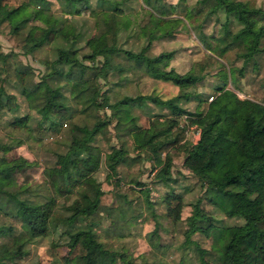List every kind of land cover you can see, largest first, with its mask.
Returning <instances> with one entry per match:
<instances>
[{
    "label": "trees",
    "instance_id": "obj_1",
    "mask_svg": "<svg viewBox=\"0 0 264 264\" xmlns=\"http://www.w3.org/2000/svg\"><path fill=\"white\" fill-rule=\"evenodd\" d=\"M56 1L61 5L62 15L53 12L52 0H0V6L6 10L0 22L8 21L11 31L22 34L24 52L61 37L62 29L70 28L69 23L64 24L67 17L64 14H79L88 0ZM121 1L98 0L94 6L97 30L87 33L83 43L75 32L67 44L59 42L54 57L47 61L45 71L37 79L31 68L22 69L8 53L0 51V112L10 113L0 119V128L4 127L8 134V141L0 140V152L3 153L0 155V172H6L16 180L15 173L34 161L20 154L8 157L5 153L26 137L37 141L53 137L65 119L70 120L64 149L55 151L54 162L43 166L42 179L35 186L22 181L17 183L15 190L0 187L3 198L0 201V236L12 238V242L5 243L0 250V264L25 254L28 241L56 228H62L61 232L66 236L63 243L66 252L57 256L52 247L49 261L37 264H130L124 253L104 245L91 222H82L90 212L104 208L110 216L111 228L108 229L118 227L114 207L102 204L104 189L95 171L103 162L106 176L114 178V184L118 186L121 183L118 165L130 164L144 154L152 168H162L163 175L159 179L169 184L175 179L171 174L172 150L175 149L183 151L182 167L197 177L202 188L192 203L193 215L199 218L200 225L191 222L185 231L199 229L211 236L218 253V264H264V100L242 97L228 87L225 79L232 68L228 67L226 72L223 65L215 71L223 81L213 85L217 92L211 99L203 98L195 89V84L203 79L211 65L222 64L218 56L228 49L239 48L237 56L243 60L239 72L254 54L264 52L261 43L264 22L257 25L258 20L264 21V9L249 0H197L200 7L196 11L208 7L202 21L213 14L218 20L220 13L224 18L220 21L219 33L211 35L210 52L193 61L184 74L178 75L171 69L158 68L155 59L144 50L152 39L166 34L168 28L181 19L156 13L161 0H143L152 25L148 30L147 23L139 25V30L147 34V43L134 51L117 42L116 24L124 29L129 24L124 12L122 14ZM193 11V7L188 9V15ZM154 16L155 20L151 21ZM233 18L237 23L235 29L230 26ZM201 25V22L197 23V26ZM120 56L128 62H122ZM127 68L171 80L178 85V90L168 97L151 91L121 94L110 100L109 88L102 86L111 82L109 76L114 71L120 73ZM17 94L23 96L28 107L19 113L21 103ZM192 98L198 100L194 110L181 104L182 100ZM202 100L205 105L199 107ZM152 104L167 112L163 115L152 113L147 117V124L139 123L141 113L135 109L150 111ZM99 109L109 111L100 116ZM79 114L82 120L75 119ZM181 116H184V123L180 122ZM111 123L115 134L124 136L125 141L110 144L100 155L89 150L97 143V135ZM188 125L198 130L194 141L185 138ZM21 134L26 136L23 138ZM129 149L135 153L130 154ZM148 190L144 182L135 179L115 194L121 204L128 206L141 191L147 204L151 205ZM71 197L67 203L60 201V198ZM203 199L223 214L240 217L242 221L219 226L212 213L200 206ZM162 201L166 215L174 219L180 216L184 205L181 193L170 187ZM60 206L66 213L59 218L56 210ZM118 211L122 216L125 207ZM19 230L23 233L14 236ZM155 235L156 227L150 232V238ZM152 244L159 245L154 241ZM202 252L208 253L206 249ZM205 262L201 259V264Z\"/></svg>",
    "mask_w": 264,
    "mask_h": 264
},
{
    "label": "rangeland",
    "instance_id": "obj_2",
    "mask_svg": "<svg viewBox=\"0 0 264 264\" xmlns=\"http://www.w3.org/2000/svg\"><path fill=\"white\" fill-rule=\"evenodd\" d=\"M52 9L56 15H62L61 5L56 0H52ZM121 1V0H120ZM251 4L260 5L264 9V0H249ZM98 0H88L87 5L79 14L66 15L65 23H69L70 28L62 29V36L44 44L43 46L34 49L30 52H24L22 44V34L10 30L8 21L0 22V51L8 53L14 62L22 69L31 68L35 79H37L46 69L47 61L54 57L55 46L61 42L67 44L75 32L78 35L80 43H83L87 33H93L97 30L94 21L96 8L94 7ZM122 7V14L129 20L128 27L119 28L116 24L117 42L120 46L138 51L142 45L147 43V34H143L139 30V25L147 23V30L152 23L149 21L147 6L143 0H125L119 4ZM160 8L156 11L158 14H166L170 17H179L181 20L177 24H173L168 28L166 34L159 36L150 41L149 46L144 50L145 53L155 59V65L160 69H171L173 73L181 75L189 68L191 63L197 59L205 57L209 52V43H213L212 36L217 35L220 29V21L224 18L223 14H219L218 20L215 19V14L211 15L206 21L204 13L207 6H204L201 11H196L200 4L197 0H161ZM193 7L192 15H188V9ZM6 14L5 7L0 6V17ZM44 16V15H43ZM45 17V16H44ZM155 16L152 17L153 21ZM34 22V21H31ZM36 22V21H35ZM202 23L199 27L197 23ZM264 21L258 20L257 25ZM102 24V23H101ZM232 29L237 27V23L233 18L230 22ZM105 27V26H104ZM149 27V28H148ZM112 29V26H111ZM81 33L79 34V32ZM212 35V36H211ZM102 41V35L99 36ZM261 43L264 44V36L261 38ZM239 48H231L224 52L218 59L222 64L214 63L208 68V72L200 82L195 84V89L199 91L203 98L209 99L210 95L217 91L213 85L217 82H222V76L215 73L216 69L223 67L232 68V72L227 73L226 85L234 89L240 96L251 97L257 100H264V52L256 53L251 60L247 61L241 72L239 67L243 65V60L237 56ZM121 55H123L121 53ZM122 62L128 60L120 56ZM108 82L102 86L109 88L110 100L120 96L121 94H136L138 92L158 93L161 97H168L175 94L178 90V85L171 80L147 75L143 72H134L131 69H125L123 72L114 71ZM20 101V108L17 113L27 110L25 99L22 95L17 94ZM198 103L197 99L182 100L181 104L189 110H194ZM205 105V100L200 102L199 107ZM146 109L136 108L135 112L141 113L138 122L147 124V117L152 113L164 114L166 109L151 105L150 111ZM106 112L109 110L106 109ZM104 110L99 109L98 113L103 116ZM10 113L0 112V119H5ZM76 120H82V115L75 116ZM180 122L184 123V116L180 117ZM34 124V121H30ZM70 125V120L65 119L60 131L53 137H44L41 141H37L33 137H26V134H21L24 141L15 145L11 150L5 153L6 156L23 155L33 160L34 163L26 167L23 171H17L16 180L9 177L6 172H0V187L7 190H15L17 183L28 181L33 186L42 179V168L47 163H52L55 160V151L63 150L68 141L67 127ZM18 133V132H16ZM19 134V133H18ZM198 137V130L193 125H188L185 138L187 141H194ZM0 140L8 141L7 130L4 127L0 128ZM125 141V137H119L115 134V129L112 123L107 126V129L97 135V143L89 150L97 154H103L110 144H120ZM130 154H134L135 150L129 149ZM3 153L0 152V155ZM182 150H172L173 165L171 174L175 178L170 180L169 184L164 183L159 178L163 175V170L160 167L152 168L150 161L144 158L141 154V159H137L130 164H119L117 175L120 178V184H114V178L106 176V167L103 162L100 163L95 171L96 178L101 183L104 189L102 196V204L114 207V214L118 215L117 229H108L110 227V216L106 210L99 212H90L82 219V222H91L93 229L98 234L104 245L117 249L124 253L129 259L130 264H201V259H205L204 264H218L217 255L211 236H207L199 229L193 231H185L190 227L189 223L198 226L199 218L193 215V202L201 194L202 188L197 177L183 168L181 165ZM102 157V156H101ZM140 180L148 187V197L152 202L148 205L144 199L142 192L138 191V196L133 199L128 206L126 203L121 204L120 198L115 194V191H123L129 182ZM181 193L184 205L180 216L176 219L165 214V203L162 201L163 195L170 190ZM71 198H60V201L69 202ZM1 198L0 196V201ZM200 206L211 212L216 218V223L219 226H224L242 221L240 217L227 216L218 209H215L208 201L203 199ZM125 207L124 215L120 216L119 209ZM3 213V211L1 210ZM66 211L61 206L56 210L57 216L62 217ZM4 216V215H2ZM1 216V217H2ZM6 220V217H2ZM157 229V235L150 238V232L153 228ZM111 228V227H110ZM62 228H56L45 235L37 236L25 245L27 252L13 260H5L2 264H37L47 263L51 257V250L56 255H62L66 252L64 240L66 236L63 234ZM123 231V235L117 234ZM22 230L15 232L14 236L21 235ZM159 243L158 246L152 242ZM12 242L11 237L0 236V250L6 244ZM206 249L208 253H203L202 249Z\"/></svg>",
    "mask_w": 264,
    "mask_h": 264
},
{
    "label": "built area",
    "instance_id": "obj_3",
    "mask_svg": "<svg viewBox=\"0 0 264 264\" xmlns=\"http://www.w3.org/2000/svg\"><path fill=\"white\" fill-rule=\"evenodd\" d=\"M211 98H212V95H210L209 99H211Z\"/></svg>",
    "mask_w": 264,
    "mask_h": 264
}]
</instances>
